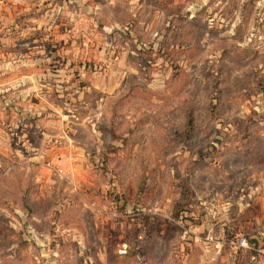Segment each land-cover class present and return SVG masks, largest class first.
Wrapping results in <instances>:
<instances>
[{"label":"rangeland","instance_id":"obj_1","mask_svg":"<svg viewBox=\"0 0 264 264\" xmlns=\"http://www.w3.org/2000/svg\"><path fill=\"white\" fill-rule=\"evenodd\" d=\"M240 237L264 0H0V264H248Z\"/></svg>","mask_w":264,"mask_h":264},{"label":"built area","instance_id":"obj_2","mask_svg":"<svg viewBox=\"0 0 264 264\" xmlns=\"http://www.w3.org/2000/svg\"><path fill=\"white\" fill-rule=\"evenodd\" d=\"M205 241L216 250H220L222 246L221 242L212 235H207ZM230 245L233 249L245 251L250 255L248 264H264V243H250L245 237H240Z\"/></svg>","mask_w":264,"mask_h":264},{"label":"trees","instance_id":"obj_3","mask_svg":"<svg viewBox=\"0 0 264 264\" xmlns=\"http://www.w3.org/2000/svg\"><path fill=\"white\" fill-rule=\"evenodd\" d=\"M187 124H188V125L191 124V121L187 122Z\"/></svg>","mask_w":264,"mask_h":264}]
</instances>
